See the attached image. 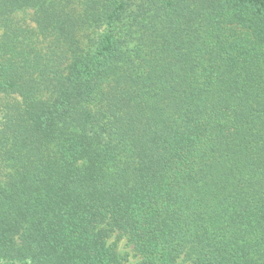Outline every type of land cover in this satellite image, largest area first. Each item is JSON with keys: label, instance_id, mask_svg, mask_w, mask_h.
Wrapping results in <instances>:
<instances>
[{"label": "trees", "instance_id": "trees-1", "mask_svg": "<svg viewBox=\"0 0 264 264\" xmlns=\"http://www.w3.org/2000/svg\"><path fill=\"white\" fill-rule=\"evenodd\" d=\"M0 94V264H264V0H0Z\"/></svg>", "mask_w": 264, "mask_h": 264}, {"label": "rangeland", "instance_id": "rangeland-1", "mask_svg": "<svg viewBox=\"0 0 264 264\" xmlns=\"http://www.w3.org/2000/svg\"><path fill=\"white\" fill-rule=\"evenodd\" d=\"M7 100V97L3 94H0V102ZM113 239V237L111 238ZM118 258L121 264H138L140 261L139 257L134 256L133 251L130 246L126 244L125 239H121L118 242Z\"/></svg>", "mask_w": 264, "mask_h": 264}]
</instances>
